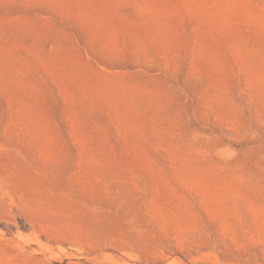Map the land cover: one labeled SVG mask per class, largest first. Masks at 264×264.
Returning <instances> with one entry per match:
<instances>
[{
	"label": "rangeland",
	"instance_id": "374dc122",
	"mask_svg": "<svg viewBox=\"0 0 264 264\" xmlns=\"http://www.w3.org/2000/svg\"><path fill=\"white\" fill-rule=\"evenodd\" d=\"M0 264H264V0H0Z\"/></svg>",
	"mask_w": 264,
	"mask_h": 264
}]
</instances>
